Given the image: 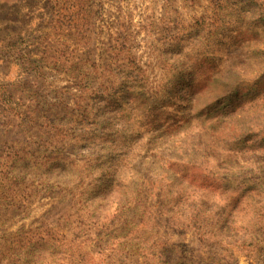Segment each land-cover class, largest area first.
<instances>
[{
    "label": "rangeland",
    "instance_id": "1",
    "mask_svg": "<svg viewBox=\"0 0 264 264\" xmlns=\"http://www.w3.org/2000/svg\"><path fill=\"white\" fill-rule=\"evenodd\" d=\"M0 264H264V0H0Z\"/></svg>",
    "mask_w": 264,
    "mask_h": 264
}]
</instances>
